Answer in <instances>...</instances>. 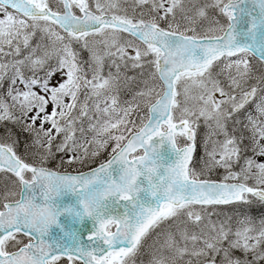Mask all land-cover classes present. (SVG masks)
Segmentation results:
<instances>
[{"label":"snow or ice","instance_id":"snow-or-ice-1","mask_svg":"<svg viewBox=\"0 0 264 264\" xmlns=\"http://www.w3.org/2000/svg\"><path fill=\"white\" fill-rule=\"evenodd\" d=\"M0 264H264V0H0Z\"/></svg>","mask_w":264,"mask_h":264}]
</instances>
